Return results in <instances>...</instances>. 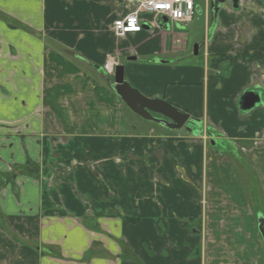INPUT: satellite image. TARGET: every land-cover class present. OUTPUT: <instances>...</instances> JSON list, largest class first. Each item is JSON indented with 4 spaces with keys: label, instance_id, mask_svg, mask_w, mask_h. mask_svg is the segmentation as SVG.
Instances as JSON below:
<instances>
[{
    "label": "crops",
    "instance_id": "0c3cea01",
    "mask_svg": "<svg viewBox=\"0 0 264 264\" xmlns=\"http://www.w3.org/2000/svg\"><path fill=\"white\" fill-rule=\"evenodd\" d=\"M134 8L0 0V264H264V0L205 1L204 64L184 22L117 36ZM107 56L199 131L130 121Z\"/></svg>",
    "mask_w": 264,
    "mask_h": 264
},
{
    "label": "water",
    "instance_id": "95a60500",
    "mask_svg": "<svg viewBox=\"0 0 264 264\" xmlns=\"http://www.w3.org/2000/svg\"><path fill=\"white\" fill-rule=\"evenodd\" d=\"M238 1L239 0H231V3L234 7H237ZM225 2L226 0H212L213 10L217 13L220 9L221 4ZM164 20L167 21V19ZM198 49L199 45L197 44L194 49V54H198ZM114 87L117 93L123 98V100H125L130 108H132L134 112L145 119L161 123L171 128H181L183 127L186 118L190 116L188 113H183L179 108L166 100L159 98H147L142 95L136 88H134L130 83L126 81L124 75V65L122 64L117 65L115 68ZM259 100L260 96L258 93L249 91L243 96L242 107L244 109H250L254 107ZM152 112L162 114L165 118L155 117ZM180 116L182 117L181 120H179L178 118ZM167 118H169L170 120H168ZM174 121H179V123L177 125H174ZM195 121H198V124H200L199 120ZM195 132L196 131H194V133ZM212 143L214 144V140ZM259 229L264 241L263 217L260 218Z\"/></svg>",
    "mask_w": 264,
    "mask_h": 264
},
{
    "label": "built area",
    "instance_id": "2783aa9c",
    "mask_svg": "<svg viewBox=\"0 0 264 264\" xmlns=\"http://www.w3.org/2000/svg\"><path fill=\"white\" fill-rule=\"evenodd\" d=\"M135 4L134 10L126 16L114 20L112 29L117 36H124L128 33L139 32L142 25V14L151 15L147 23L154 26L162 25V20L167 17L171 22H183L191 20L196 14L195 0H129ZM176 43L185 47V40L176 39ZM118 64L115 57L110 56L106 61L105 69L113 73L114 67Z\"/></svg>",
    "mask_w": 264,
    "mask_h": 264
},
{
    "label": "rangeland",
    "instance_id": "374dc122",
    "mask_svg": "<svg viewBox=\"0 0 264 264\" xmlns=\"http://www.w3.org/2000/svg\"><path fill=\"white\" fill-rule=\"evenodd\" d=\"M195 1H196V3L201 4V7H202L201 12L197 11L195 16L191 20L183 21L186 25L182 28V30H180L178 28V30H180L181 33L187 34L186 35L187 36V48L185 51H181L177 55V58L179 59L181 64H183V63L189 64V63L194 62V61L200 62L201 64H204L203 52H201L199 55H195L194 49H195V46L197 44H200L204 39V26H205V19H206V17H205V1L206 0H195ZM111 30H112V28H111ZM58 37H60V36L58 35ZM54 46H59V45H54ZM58 48L61 49V46ZM8 52L9 51H6L7 54H9ZM109 58L110 57L107 56V60ZM106 61H105V63H106ZM125 114H126V117L130 121L136 123L137 125L142 124L143 126H146L147 121H145L142 117H140L136 112H132L129 109H125ZM203 139L204 140L208 139L207 134H204ZM202 203H203V216H204V213H206L208 211V205L205 202V199L202 200ZM203 216L200 218V221H196V223H197V227L203 231L202 239L206 240L207 239L208 223L210 221L208 220L207 216L205 217V219L203 221ZM241 228H242V226H241ZM6 263L7 262H5V264Z\"/></svg>",
    "mask_w": 264,
    "mask_h": 264
},
{
    "label": "flooded vegetation",
    "instance_id": "af4514ba",
    "mask_svg": "<svg viewBox=\"0 0 264 264\" xmlns=\"http://www.w3.org/2000/svg\"><path fill=\"white\" fill-rule=\"evenodd\" d=\"M226 2H230L231 3V0H226ZM225 2V3H226ZM141 104V103H140ZM182 111V110H181ZM183 113H187V112H185V111H182ZM153 113V115L155 116V117H158V118H165L162 114H159V113H155V112H152ZM190 115V114H189ZM179 118V120H181L182 119V117L180 116V117H178ZM168 120H170L169 118H167ZM198 120L197 118H195V117H192L191 115L189 116V117H187L186 118V121H185V123H184V127H182V128H184L185 130H187V131H192V132H194V131H199V127H200V124H198V121H195V120ZM179 123V121H174V125H177ZM166 126V125H165ZM168 127V126H167ZM212 142H213V140H212ZM219 142L220 141H218V140H214V144L213 145H220L219 144Z\"/></svg>",
    "mask_w": 264,
    "mask_h": 264
},
{
    "label": "trees",
    "instance_id": "16d2710c",
    "mask_svg": "<svg viewBox=\"0 0 264 264\" xmlns=\"http://www.w3.org/2000/svg\"><path fill=\"white\" fill-rule=\"evenodd\" d=\"M31 169H33V168H31ZM21 172H23V173H31V171L30 170H21Z\"/></svg>",
    "mask_w": 264,
    "mask_h": 264
}]
</instances>
